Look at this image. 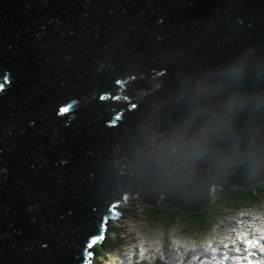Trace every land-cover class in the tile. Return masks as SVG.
Returning <instances> with one entry per match:
<instances>
[{"label": "water", "instance_id": "obj_1", "mask_svg": "<svg viewBox=\"0 0 264 264\" xmlns=\"http://www.w3.org/2000/svg\"><path fill=\"white\" fill-rule=\"evenodd\" d=\"M0 84V264H84L119 201L264 180V0H0Z\"/></svg>", "mask_w": 264, "mask_h": 264}, {"label": "clouds", "instance_id": "obj_2", "mask_svg": "<svg viewBox=\"0 0 264 264\" xmlns=\"http://www.w3.org/2000/svg\"><path fill=\"white\" fill-rule=\"evenodd\" d=\"M4 81L10 83L9 74L4 76ZM3 90L4 84H0V91ZM107 96V93H101L99 99L103 101ZM78 103L79 101L76 100L60 105L57 115L69 114ZM109 210L112 211L111 207ZM238 215L248 217V219H238L234 225L223 230L214 227L205 235L180 234L176 227H170L166 232L164 225L150 226L144 217L140 220L125 217L122 221L113 223L114 226L123 229L120 235L126 240L123 247L129 264H142L144 261H147V264H154L157 258L165 260L163 255L165 246L173 252L183 249L181 255L189 252L197 253L190 257V261L199 260L203 253H210L211 260L216 264H224L228 260H232L234 264H264V211L246 209L241 210ZM107 219L108 217L105 216V220ZM102 238L103 233L100 236L90 237L93 243ZM241 245H243L242 248ZM96 247L100 245L96 243ZM228 249L237 255L230 256ZM85 251L87 252V249ZM119 251V249H114L113 252L108 253L102 264H116ZM218 253L221 255L218 256ZM87 255L92 256L93 253L87 252ZM208 260L209 257L205 256L200 264H207ZM84 264H92V261L86 258Z\"/></svg>", "mask_w": 264, "mask_h": 264}, {"label": "trees", "instance_id": "obj_3", "mask_svg": "<svg viewBox=\"0 0 264 264\" xmlns=\"http://www.w3.org/2000/svg\"><path fill=\"white\" fill-rule=\"evenodd\" d=\"M213 196L209 201L198 208L190 209L178 206L163 205L153 203L156 211L155 216H159L168 224H174L180 221L187 225L210 226L216 223H223L228 220V216L233 209H237L242 205L255 203L260 197H264V180L254 181L248 184L236 185L232 184L226 188H221L214 184L211 190ZM145 202H149L139 197ZM132 197L126 198V201H131ZM150 211L153 209L149 207ZM109 229L103 233V238L98 244L100 247H95V257H91L92 264H100L107 256L109 246L115 243L119 229L114 224H106L104 228Z\"/></svg>", "mask_w": 264, "mask_h": 264}, {"label": "rangeland", "instance_id": "obj_4", "mask_svg": "<svg viewBox=\"0 0 264 264\" xmlns=\"http://www.w3.org/2000/svg\"><path fill=\"white\" fill-rule=\"evenodd\" d=\"M251 207H249V205H242L240 207H238L237 209H233L231 211V213L228 216V220L223 221V223H216V224H212L210 226H196V225H187V224H183L180 221L175 222L174 224H168L166 221H164L163 219H161L159 216H155L156 215V211L154 204H152V202H145L142 199H139V197L137 196H132V200L131 201H119L116 203V208L121 210V213L118 214L116 217H111L109 216V218L105 221L107 224H114V221H122L125 217H134L136 220H140L142 217L146 218L149 225H154V224H162L165 226V231L167 232L168 228L170 227H176L178 232L180 234H188V235H205L209 232L212 231V229L214 227H217L218 230H223L229 226H232L235 224L236 220L238 219H248V217H240L238 215V213L241 210H246V209H255V210H259V211H264V197H260L255 203L250 204ZM149 207H151L153 210L150 211ZM109 229V227L107 229L104 230V232H106ZM119 229V235L117 236V239L115 241V243H113L112 245L109 246V251L110 253L113 252L114 249H119V253L117 256V261L116 264H129V260L127 258V256L125 255V249L123 247V245L126 243V240L123 236L120 235L121 231L123 230L122 228L118 227ZM103 232V233H104ZM101 242L100 240H97L95 243H91V250L93 255L91 257H95V247L96 243ZM243 247V245H241V248ZM230 254V256L233 255H237L236 253L232 252L231 249L227 250ZM181 253H183V249H180L179 252H173L172 250H170L167 246H165L164 251H163V255L165 257H168L170 260H172L171 264H200L201 260L204 259L205 256L209 257V260L207 262V264H215V261L211 260V254L210 253H203L200 255V259L197 261H190V257L192 255H196L197 253H187V254H183L181 255ZM221 255V253L219 254ZM177 256H179L178 259H175ZM165 257V258H166ZM107 258V256L105 257V259ZM168 259L166 258L165 260H161L159 258H157L154 261V264H170L167 263ZM103 261H100V264H102ZM142 264H147V261L142 262ZM228 264H234V262H230Z\"/></svg>", "mask_w": 264, "mask_h": 264}, {"label": "bare ground", "instance_id": "obj_5", "mask_svg": "<svg viewBox=\"0 0 264 264\" xmlns=\"http://www.w3.org/2000/svg\"><path fill=\"white\" fill-rule=\"evenodd\" d=\"M126 201V199L125 200H123V202H125ZM228 219V218H227ZM223 251V250H222ZM220 253H218V256H220L219 255ZM230 255V254H229ZM165 257H166V255H165ZM167 259H168V261H167V263H170L171 264V262H172V260H170L168 257H166ZM179 258V256H177L175 259H178ZM230 262H232V260H228V261H225L224 262V264H228V263H230ZM216 264V263H215Z\"/></svg>", "mask_w": 264, "mask_h": 264}]
</instances>
